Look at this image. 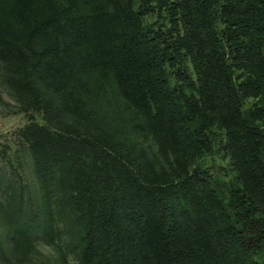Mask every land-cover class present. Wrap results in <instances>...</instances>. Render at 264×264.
Segmentation results:
<instances>
[{"label":"trees","instance_id":"16d2710c","mask_svg":"<svg viewBox=\"0 0 264 264\" xmlns=\"http://www.w3.org/2000/svg\"><path fill=\"white\" fill-rule=\"evenodd\" d=\"M42 4L55 12L53 0H0V59L11 67L10 86L29 99L46 90L50 115L47 127L24 130L41 155L46 217L13 208L16 254L28 255L46 236L70 234L72 222L64 229L54 211L69 201L86 207L76 213L91 227L85 240L123 233L129 264H264V0H79V41L88 55L76 72L60 68L55 41L45 44L55 33L24 28L22 9ZM98 18L121 44L150 120L162 121L190 161L221 152L230 159L233 175L220 165L198 166L180 185L193 189L186 190L193 211L183 218L167 188L135 173L128 192L110 196L104 188L103 197H86L96 143L55 130L60 118L76 116L97 127L96 142L116 135L104 116L110 78L98 50ZM59 188L70 192L58 195Z\"/></svg>","mask_w":264,"mask_h":264},{"label":"rangeland","instance_id":"374dc122","mask_svg":"<svg viewBox=\"0 0 264 264\" xmlns=\"http://www.w3.org/2000/svg\"><path fill=\"white\" fill-rule=\"evenodd\" d=\"M53 1L55 12L52 13H48L43 4L38 8L34 5L23 8V25L27 32L39 27L43 33H55L54 36H48L45 44L55 41L58 45L55 54L63 62L60 68L65 72H76L88 55L79 41L81 30L77 25V20L84 18V12L78 5L79 0ZM53 16L55 26H49L48 22ZM98 25V50L110 78V90L104 101L107 113L104 116L107 128L116 135L111 141L98 139V143L94 137L99 133L97 127L94 129L92 125L84 124L76 116H66L54 123L58 133L81 136L96 143V147L90 149V157L93 158L87 161L89 181L87 179L83 186V194L88 198L103 197L101 190L104 188L105 191L109 190L110 196L128 192L133 183L129 179V172L135 173L148 183L167 188L180 218H183L193 211V204L187 197V188L184 187V191L180 185L188 181V176L198 166L220 165L233 175L230 159L222 152L213 156L206 155L196 161L186 158L162 121L154 123L146 114L138 93L133 90L134 77L130 75L127 56L124 60L121 44L111 39L104 25ZM10 68L0 59V264H129V246L123 233L107 232L103 238L98 230L96 234L100 237L96 243L85 240L91 227L84 223L85 220H78L76 213L86 211V207L76 208L69 201L63 203L67 206L65 211L61 210L62 205H55L54 211L58 221H64L60 223L64 229L72 222L71 233L66 231L61 237L55 236L54 240L46 236V240L41 238L35 243L28 255L16 254L14 229L10 222L13 208H30L33 216L40 221L46 217L43 209L41 155L27 141L24 130L31 124L47 127L50 115L44 108L48 103L43 97L46 90H34L31 99L30 96L16 92L10 86ZM58 70L59 66L55 70V77L59 76ZM67 77L70 79V76ZM99 112L103 114L100 108ZM76 147L78 152H83L82 145ZM59 189L58 195L66 194L65 190L70 192L69 188ZM121 207L126 209L124 203Z\"/></svg>","mask_w":264,"mask_h":264}]
</instances>
